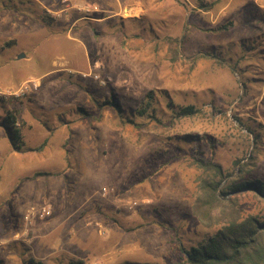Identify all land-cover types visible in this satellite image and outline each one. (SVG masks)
I'll return each instance as SVG.
<instances>
[{
    "label": "rangeland",
    "instance_id": "obj_1",
    "mask_svg": "<svg viewBox=\"0 0 264 264\" xmlns=\"http://www.w3.org/2000/svg\"><path fill=\"white\" fill-rule=\"evenodd\" d=\"M243 1L0 0V116L30 149L0 127V264H187L219 230L198 160L264 180V11Z\"/></svg>",
    "mask_w": 264,
    "mask_h": 264
},
{
    "label": "trees",
    "instance_id": "obj_2",
    "mask_svg": "<svg viewBox=\"0 0 264 264\" xmlns=\"http://www.w3.org/2000/svg\"><path fill=\"white\" fill-rule=\"evenodd\" d=\"M201 8L206 9L205 5ZM226 29L227 26H222L219 31ZM148 99L152 100L151 97ZM5 101L7 99L0 97V104ZM111 104L120 109L116 103ZM168 108L177 119L192 118L199 113L194 106L176 108L171 102ZM147 109L145 107L139 114H146ZM19 115V111L4 107L0 127L11 147L17 152H25L30 149H26ZM129 118H125L126 121L133 123ZM260 140V135L254 134V144ZM197 166L203 175L200 177L194 214L207 228L214 225L220 228L201 243L183 250L187 264H264V180L256 178L244 166L238 165L235 179L220 188L223 181L235 173L227 175L220 165L201 159ZM245 196L257 202V211H248L243 206Z\"/></svg>",
    "mask_w": 264,
    "mask_h": 264
},
{
    "label": "crops",
    "instance_id": "obj_3",
    "mask_svg": "<svg viewBox=\"0 0 264 264\" xmlns=\"http://www.w3.org/2000/svg\"><path fill=\"white\" fill-rule=\"evenodd\" d=\"M249 3L255 4L257 7H259V10L264 11V0H244L241 5L239 4V6H241L242 8L244 7L246 10H248L246 7L249 5Z\"/></svg>",
    "mask_w": 264,
    "mask_h": 264
},
{
    "label": "built area",
    "instance_id": "obj_4",
    "mask_svg": "<svg viewBox=\"0 0 264 264\" xmlns=\"http://www.w3.org/2000/svg\"><path fill=\"white\" fill-rule=\"evenodd\" d=\"M50 214V211H47L46 209L42 210V213L40 214L42 218L46 217L47 215Z\"/></svg>",
    "mask_w": 264,
    "mask_h": 264
},
{
    "label": "water",
    "instance_id": "obj_5",
    "mask_svg": "<svg viewBox=\"0 0 264 264\" xmlns=\"http://www.w3.org/2000/svg\"><path fill=\"white\" fill-rule=\"evenodd\" d=\"M23 58H24V54L18 56V59H23Z\"/></svg>",
    "mask_w": 264,
    "mask_h": 264
}]
</instances>
